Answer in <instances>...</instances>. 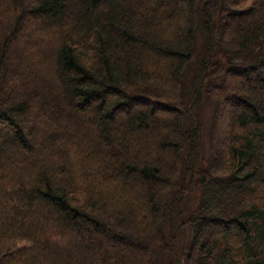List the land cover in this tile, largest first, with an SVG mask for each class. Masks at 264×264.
Masks as SVG:
<instances>
[{
  "label": "trees",
  "instance_id": "trees-1",
  "mask_svg": "<svg viewBox=\"0 0 264 264\" xmlns=\"http://www.w3.org/2000/svg\"><path fill=\"white\" fill-rule=\"evenodd\" d=\"M0 264H264V0H0Z\"/></svg>",
  "mask_w": 264,
  "mask_h": 264
},
{
  "label": "rangeland",
  "instance_id": "rangeland-1",
  "mask_svg": "<svg viewBox=\"0 0 264 264\" xmlns=\"http://www.w3.org/2000/svg\"><path fill=\"white\" fill-rule=\"evenodd\" d=\"M206 109V112H205V118H206V122L208 121L207 120V118H208V110H207V108H205ZM206 122H205V124H206ZM204 135H203V140H204V142H205V138L207 137V136H205V129H204V133H203Z\"/></svg>",
  "mask_w": 264,
  "mask_h": 264
}]
</instances>
